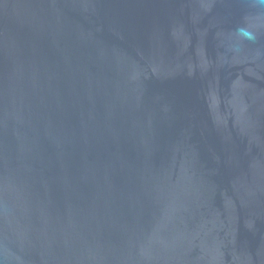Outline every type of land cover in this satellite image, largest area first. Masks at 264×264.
Wrapping results in <instances>:
<instances>
[{
    "label": "water",
    "instance_id": "water-1",
    "mask_svg": "<svg viewBox=\"0 0 264 264\" xmlns=\"http://www.w3.org/2000/svg\"><path fill=\"white\" fill-rule=\"evenodd\" d=\"M0 264H264V0H0Z\"/></svg>",
    "mask_w": 264,
    "mask_h": 264
}]
</instances>
